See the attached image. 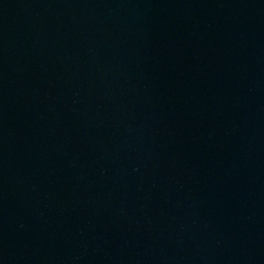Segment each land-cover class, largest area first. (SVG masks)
<instances>
[{
    "label": "water",
    "instance_id": "95a60500",
    "mask_svg": "<svg viewBox=\"0 0 264 264\" xmlns=\"http://www.w3.org/2000/svg\"><path fill=\"white\" fill-rule=\"evenodd\" d=\"M0 264H264V0H0Z\"/></svg>",
    "mask_w": 264,
    "mask_h": 264
}]
</instances>
